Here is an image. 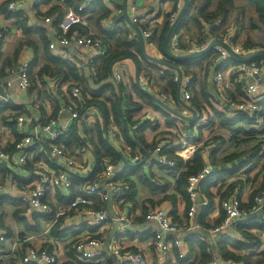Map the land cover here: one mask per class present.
Masks as SVG:
<instances>
[{"label": "clouds", "instance_id": "9594fccd", "mask_svg": "<svg viewBox=\"0 0 264 264\" xmlns=\"http://www.w3.org/2000/svg\"><path fill=\"white\" fill-rule=\"evenodd\" d=\"M0 264H264V0H0Z\"/></svg>", "mask_w": 264, "mask_h": 264}]
</instances>
